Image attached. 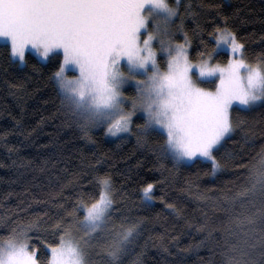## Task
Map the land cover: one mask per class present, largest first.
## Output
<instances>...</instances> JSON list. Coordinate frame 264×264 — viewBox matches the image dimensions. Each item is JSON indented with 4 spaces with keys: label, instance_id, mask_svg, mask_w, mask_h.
<instances>
[{
    "label": "snow or ice",
    "instance_id": "1",
    "mask_svg": "<svg viewBox=\"0 0 264 264\" xmlns=\"http://www.w3.org/2000/svg\"><path fill=\"white\" fill-rule=\"evenodd\" d=\"M180 9V0H0V39L20 64L32 54L57 62L53 78L63 102L84 126L103 125L140 145L159 137L162 157L176 165L206 160L215 171L218 148L246 123L239 113L264 106V53L250 58L225 23L212 26L210 42L197 25L191 55ZM250 171L253 182L237 198L258 192L261 203L221 228L223 264H264V149ZM155 189L154 182L140 189L145 207L155 201ZM57 195L58 211L21 207L0 217L8 231L0 238V264H123L145 218L131 215L112 177L74 176ZM199 230L209 237L215 231L207 223Z\"/></svg>",
    "mask_w": 264,
    "mask_h": 264
},
{
    "label": "trees",
    "instance_id": "2",
    "mask_svg": "<svg viewBox=\"0 0 264 264\" xmlns=\"http://www.w3.org/2000/svg\"><path fill=\"white\" fill-rule=\"evenodd\" d=\"M180 2L185 31L192 37L191 55L198 45L193 36L197 25L209 41L212 26L225 23L245 43L250 58L264 53V0ZM176 37L183 40L181 34ZM9 56L10 49L0 42V217L21 207L29 213L58 211L57 194L74 176L90 179L107 173L126 193L131 215L145 218L144 231L123 264H223L221 228L230 217L261 203L258 192L239 198L237 193L250 187V170L264 149V106L239 113L246 123L218 148L219 169L213 171L206 160L176 165L160 155L159 137L140 145L135 136L121 139L104 127L82 126L53 78L56 61L40 62L32 54L27 65H20ZM146 182L156 184V199L148 207L140 194ZM80 183L87 191V182ZM72 191L69 185L63 195ZM169 203L176 210L168 208ZM205 223L215 229L211 237L199 230ZM249 228L244 225L242 231ZM7 235L0 225V238Z\"/></svg>",
    "mask_w": 264,
    "mask_h": 264
},
{
    "label": "rangeland",
    "instance_id": "3",
    "mask_svg": "<svg viewBox=\"0 0 264 264\" xmlns=\"http://www.w3.org/2000/svg\"><path fill=\"white\" fill-rule=\"evenodd\" d=\"M168 2L170 3V4H172L173 2L172 1H170V0H168ZM178 34H180V33H178ZM182 35V34H181ZM0 42L1 43H5V41L3 40V39H0ZM181 43H183V40H181L180 41ZM34 55V54H33ZM38 58V57H37ZM18 62V61H17ZM44 62H46V61H44ZM221 62V61H220ZM19 63V62H18ZM221 63H223V62H221ZM20 64V63H19ZM20 65H23V64H20ZM69 75H71V73H69ZM61 93H62V91H61ZM63 94V93H62ZM128 95H132V93L131 92H128L127 93ZM258 105V104H257ZM137 115H140V113H138ZM80 122H81V124H82V126H84L83 125V122L80 120ZM86 127V126H85ZM99 127H104L103 125H99V126H95V127H92V126H87V128H90V129H97V128H99ZM105 128V127H104ZM105 131H106V129H105ZM107 133V132H106ZM108 134V133H107ZM110 135V134H109ZM111 137H119V136H112V135H110ZM186 163H190V162H186Z\"/></svg>",
    "mask_w": 264,
    "mask_h": 264
}]
</instances>
